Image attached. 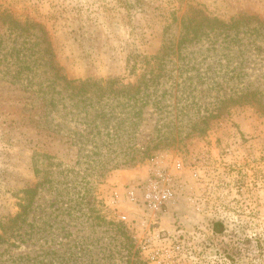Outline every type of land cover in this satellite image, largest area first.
<instances>
[{"label":"rangeland","instance_id":"obj_1","mask_svg":"<svg viewBox=\"0 0 264 264\" xmlns=\"http://www.w3.org/2000/svg\"><path fill=\"white\" fill-rule=\"evenodd\" d=\"M208 19L238 28L214 31ZM256 19L264 23V0H0V233L31 201L19 224L27 235L0 244V264H264V25L254 30ZM166 44L136 139L156 132V105L165 131L189 136L112 170L121 144L110 154L83 140L56 75L133 84ZM255 90L258 105L235 103ZM102 120L103 131L117 124ZM158 172L178 190L153 212L142 194Z\"/></svg>","mask_w":264,"mask_h":264},{"label":"trees","instance_id":"obj_2","mask_svg":"<svg viewBox=\"0 0 264 264\" xmlns=\"http://www.w3.org/2000/svg\"><path fill=\"white\" fill-rule=\"evenodd\" d=\"M190 23L191 21L188 25ZM256 23L257 25L254 26V30H259L264 25V23L257 19ZM207 24L208 27L214 29V31L223 30L228 32L230 29L238 28L236 21L231 24H226L219 19H208ZM14 25L18 26L20 23L14 21ZM184 30L186 31L185 35H187L189 33L187 25H184ZM184 42L185 40H181V43ZM168 49H170V47L166 44L159 54L151 57L150 59L153 61L152 70L148 72V74H143L140 79L133 84L124 85L114 79L106 83L102 80L98 81L91 79L85 81L67 80L65 76L56 75L54 87H60V91H57L58 97L61 94L60 92H62L61 102L68 99L70 102L69 108L73 109L75 112L73 118L76 119L77 123V118L81 119L80 124L84 126V129H82L80 136H82L83 140L87 143H94L98 148H105L106 152L110 154L117 153L118 148H121L115 158L121 156L122 159L111 166L112 170L134 166L146 159L154 158L161 151L173 146L174 143L182 142L189 136V134H187L185 137H182L180 131H177V133L168 130L165 131L163 111L159 105H156L159 107L154 106V108L158 110V115L160 116L155 122L156 125L154 126V130H156V132L145 141L137 142L138 138L136 139V135L141 134L140 126L145 120V115L147 112H150L148 106L151 104V88L159 84L158 82L161 77L160 73L163 67L161 64L164 63L165 54L168 52ZM64 92H66V95H63ZM257 93H260V91L255 90V93L246 91L245 93H238V98L235 99V103L258 105L253 99V96ZM55 101H57L56 98H51L49 104L54 107L56 105ZM259 104H262V102ZM154 113H156V111L152 110L150 113L152 114L151 116H153ZM98 119H103L104 121L113 119L117 121V124L114 123L111 129L103 131V128L97 126ZM79 131L81 132V130ZM115 140L118 144H121L118 148L114 145ZM128 140L134 142L135 145L125 147V143H128ZM81 142L83 141L81 140ZM34 191L35 190L30 188L26 193L29 195ZM23 201L24 205H21V211L17 213L14 218L10 219V226L3 225V233H0V244L10 241L12 238L15 241H22L27 235L25 231H21L23 227L19 224L23 222L26 215L31 212L29 208L31 201L26 202V199H23ZM119 231L123 237L124 249L129 250V254H133L134 257H138L137 260H139L140 258L137 256L139 250L137 249L135 252H131L134 246L132 237H130L123 228H120ZM28 259L30 260V258ZM140 264L145 263L140 262Z\"/></svg>","mask_w":264,"mask_h":264},{"label":"built area","instance_id":"obj_3","mask_svg":"<svg viewBox=\"0 0 264 264\" xmlns=\"http://www.w3.org/2000/svg\"><path fill=\"white\" fill-rule=\"evenodd\" d=\"M175 181L176 178L169 173L158 172L156 175L151 176L143 187L142 196L146 209L155 212L174 201L178 190ZM137 198V193L132 192L130 199L136 202ZM121 218L123 220L128 219L126 215H122Z\"/></svg>","mask_w":264,"mask_h":264}]
</instances>
